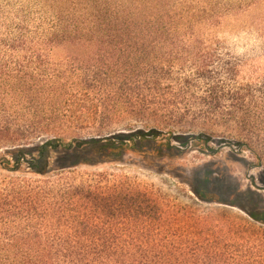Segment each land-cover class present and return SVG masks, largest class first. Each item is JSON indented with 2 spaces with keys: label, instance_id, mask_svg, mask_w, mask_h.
I'll return each mask as SVG.
<instances>
[{
  "label": "trees",
  "instance_id": "16d2710c",
  "mask_svg": "<svg viewBox=\"0 0 264 264\" xmlns=\"http://www.w3.org/2000/svg\"><path fill=\"white\" fill-rule=\"evenodd\" d=\"M257 1H13L0 10V110L38 136L47 135V142L38 148L47 157L50 141L55 140L58 148L69 130H85L97 123L100 107L87 84L91 74L122 85L152 78L166 98L167 111L160 120L156 115L161 106L155 103L149 114L154 118L148 123L153 133L166 129L170 135L180 133L188 141L206 144V136L216 133L202 127L198 131L196 122L215 119L264 162V82L238 81L235 63L201 33L203 27L217 26L226 13ZM65 46L83 54L74 49L60 52ZM143 134L139 131L130 140L136 145L135 139ZM64 147L63 168L89 162L92 149L71 142ZM103 147L98 145L96 151ZM117 149L123 153L128 148L104 151ZM27 193L34 203L26 211V226L19 231L4 229L7 240L0 242V264H200L183 260L185 251L180 247L175 251L128 247L130 252L159 257L125 259L121 256L125 250L118 245L86 241L101 233L91 237L87 220L76 210L73 215L56 210L54 221L48 222L39 192ZM214 194L197 192L204 201L221 202ZM249 215L264 222L262 216Z\"/></svg>",
  "mask_w": 264,
  "mask_h": 264
},
{
  "label": "rangeland",
  "instance_id": "374dc122",
  "mask_svg": "<svg viewBox=\"0 0 264 264\" xmlns=\"http://www.w3.org/2000/svg\"><path fill=\"white\" fill-rule=\"evenodd\" d=\"M13 1L21 0H0V10ZM201 33L235 63L238 81L264 82V0L226 13L217 26L203 27ZM70 49L77 52L68 46L60 52ZM121 83L91 74L87 84L100 107L97 123L69 130L58 148L50 141L47 157L38 150L47 135L38 136L0 110V242L7 240L5 228L24 230L26 211L34 203L30 191L44 200L48 222L56 210L67 215L76 210L87 220L91 237L101 233L86 241L118 245L125 259L159 257L128 247H180L189 263L264 264V222L249 215L264 217V162L215 119L196 122L198 131L216 133L206 136V144L166 129L153 133L148 123L155 103L161 106L157 118L164 120L167 113L156 80ZM139 131L144 134L135 145L130 136ZM70 142L92 149L89 162L63 168L64 146ZM98 145L105 147L100 153ZM122 145L128 148L123 153L104 151ZM198 191H213L229 204L204 201Z\"/></svg>",
  "mask_w": 264,
  "mask_h": 264
}]
</instances>
